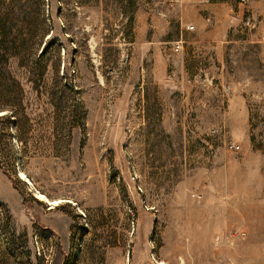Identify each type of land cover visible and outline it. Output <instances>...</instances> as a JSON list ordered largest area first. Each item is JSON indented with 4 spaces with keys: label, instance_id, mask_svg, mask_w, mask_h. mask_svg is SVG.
Masks as SVG:
<instances>
[{
    "label": "rangeland",
    "instance_id": "obj_1",
    "mask_svg": "<svg viewBox=\"0 0 264 264\" xmlns=\"http://www.w3.org/2000/svg\"><path fill=\"white\" fill-rule=\"evenodd\" d=\"M200 2L229 6L231 75L183 64L181 0H0L25 43L0 83V264H264V25Z\"/></svg>",
    "mask_w": 264,
    "mask_h": 264
},
{
    "label": "crops",
    "instance_id": "obj_2",
    "mask_svg": "<svg viewBox=\"0 0 264 264\" xmlns=\"http://www.w3.org/2000/svg\"><path fill=\"white\" fill-rule=\"evenodd\" d=\"M253 6L264 25V0H253ZM203 10H208L213 15V23H208L203 18ZM164 11L168 12V9H164ZM173 12L176 14L180 13L183 19L180 27L181 33L179 32L180 36L178 34L179 37L177 36V39L180 37L185 38V40L186 38L188 39L187 33L189 34V30H186L185 27L187 25L194 26L198 38L197 43L190 44L189 42L186 45V49L182 51L183 64L185 67L194 69L204 63L202 69L204 73L207 74V78L212 77L211 74H213V70L216 67L218 70H221L220 72H222L223 75H231V67H235L239 60L237 59V56L234 57L232 54L234 48H231V46L225 42L226 31L228 28V4L226 2L202 4L200 0H181V4H179ZM137 16L139 17L137 24L140 27V34L142 35L153 36L158 33L159 35H163L168 30L167 27H169V21L166 19L153 16L152 20L157 22V25H155L147 23L149 15L145 10H139ZM164 20H166V22ZM159 23L163 27V30L159 29L157 32ZM154 45L155 43L153 41L144 42V46L149 48L154 47ZM252 50L257 51V53L250 54ZM249 51V53H246L249 54L248 58H257L258 64L261 66V60L264 61V45L253 47ZM187 56L191 57L189 58V61L186 60ZM212 56L215 57L214 59L216 61V64L214 65L210 64ZM183 72L186 75L188 74L185 73L184 70ZM197 97H199L198 91Z\"/></svg>",
    "mask_w": 264,
    "mask_h": 264
},
{
    "label": "trees",
    "instance_id": "obj_3",
    "mask_svg": "<svg viewBox=\"0 0 264 264\" xmlns=\"http://www.w3.org/2000/svg\"><path fill=\"white\" fill-rule=\"evenodd\" d=\"M23 44L25 45L19 41L18 33L14 31L13 17L8 14L0 17V83L8 82L6 75H12L9 70L11 65L23 58Z\"/></svg>",
    "mask_w": 264,
    "mask_h": 264
},
{
    "label": "built area",
    "instance_id": "obj_4",
    "mask_svg": "<svg viewBox=\"0 0 264 264\" xmlns=\"http://www.w3.org/2000/svg\"><path fill=\"white\" fill-rule=\"evenodd\" d=\"M165 1L168 2L172 6L178 5L180 2V0H165ZM242 1H245V0H242ZM245 26L248 29L253 28L254 24L252 23V20L250 17H248L247 20L245 21ZM193 28H194V26H192V25L189 27V29H193ZM183 44H184L183 39L182 40L180 39L179 41H177L175 48H174L175 51H179L182 48ZM225 91H229V87H226Z\"/></svg>",
    "mask_w": 264,
    "mask_h": 264
},
{
    "label": "bare ground",
    "instance_id": "obj_5",
    "mask_svg": "<svg viewBox=\"0 0 264 264\" xmlns=\"http://www.w3.org/2000/svg\"><path fill=\"white\" fill-rule=\"evenodd\" d=\"M55 203V202H54Z\"/></svg>",
    "mask_w": 264,
    "mask_h": 264
}]
</instances>
